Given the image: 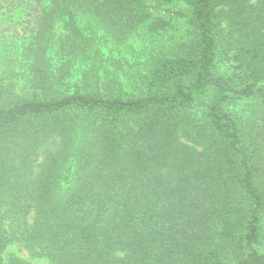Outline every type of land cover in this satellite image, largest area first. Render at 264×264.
Segmentation results:
<instances>
[{"label":"trees","instance_id":"obj_1","mask_svg":"<svg viewBox=\"0 0 264 264\" xmlns=\"http://www.w3.org/2000/svg\"><path fill=\"white\" fill-rule=\"evenodd\" d=\"M12 2L0 264H264V0Z\"/></svg>","mask_w":264,"mask_h":264},{"label":"rangeland","instance_id":"obj_2","mask_svg":"<svg viewBox=\"0 0 264 264\" xmlns=\"http://www.w3.org/2000/svg\"><path fill=\"white\" fill-rule=\"evenodd\" d=\"M0 0V76L7 77L10 70L9 65L13 64L19 52L23 51L24 42L17 37V31L23 25L21 6L15 8L12 0ZM20 11V13H19ZM177 36L186 35L184 20L176 23ZM23 43V44H22ZM131 58L130 54L118 55ZM117 56V57H118ZM226 66H224L225 68ZM127 69V68H126ZM19 71V69H17ZM130 70H128L129 72ZM16 257L28 261L31 264H46L44 260L33 258L28 251L20 245L11 246L5 253V259L9 261Z\"/></svg>","mask_w":264,"mask_h":264}]
</instances>
